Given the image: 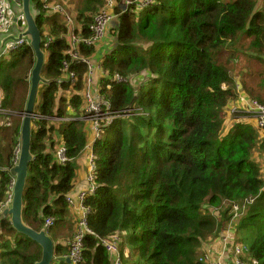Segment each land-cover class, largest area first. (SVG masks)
<instances>
[{
    "label": "trees",
    "instance_id": "trees-1",
    "mask_svg": "<svg viewBox=\"0 0 264 264\" xmlns=\"http://www.w3.org/2000/svg\"><path fill=\"white\" fill-rule=\"evenodd\" d=\"M79 3L85 21L77 26L89 34L94 12L103 5L100 0ZM258 3L156 0L137 18L131 13L118 16L122 18L115 32L118 44L103 66L110 74L145 70L147 80L137 90L113 82L102 93L114 109L137 107L144 114L119 118L94 145L99 186L86 203L93 210L89 227L97 236H86L81 264H113L101 239L115 236L123 238L119 241L123 264H202L201 248L231 228L235 232L230 243L248 246L242 259L264 264V180L254 157L264 150V137L251 124L245 104L237 102L242 92L228 63L236 60L243 41L246 53H264V0L259 8ZM32 5L42 11L41 0H32ZM44 15H37L38 24L43 30L47 22L46 30L55 38L48 47L43 42L47 60L42 74L56 82L43 92L44 119L33 135L35 159L24 194V219L36 230L43 228L48 216L56 217V225L66 218V195L84 186L78 185L80 154L91 138L88 123L79 118L85 107L83 94L67 96L84 88L86 67L73 63L69 68L79 73L77 86L57 83L63 77V62L70 61L68 28L55 16ZM113 37L108 33L106 40ZM226 47H233L228 48L227 62L220 59ZM81 51L95 58L94 48ZM9 56L0 63V92L5 108L18 109L29 88L35 53L27 44ZM246 59L250 61L251 55ZM243 83L246 96L256 98L245 79ZM233 102L239 104L234 105L238 110L231 109ZM64 117L73 118L60 121ZM20 130L19 117L0 124V163L5 168L0 171V205L12 182L9 169L16 163L13 151L20 145ZM61 142L72 158L64 166L57 164L53 153ZM0 227L4 249L0 264H35L40 259V246L18 233L9 217H3ZM33 245L38 248L32 250ZM55 253L58 264H68L61 242L55 241ZM134 253L139 255L135 261Z\"/></svg>",
    "mask_w": 264,
    "mask_h": 264
},
{
    "label": "built area",
    "instance_id": "built-area-1",
    "mask_svg": "<svg viewBox=\"0 0 264 264\" xmlns=\"http://www.w3.org/2000/svg\"><path fill=\"white\" fill-rule=\"evenodd\" d=\"M17 8L22 7V0H12ZM102 8L94 14L93 22L89 25V34L85 32H79L76 30L78 26L75 23L74 16L62 5L57 3L56 0H41L42 11L38 8V13L44 12L46 17L59 16L61 21L67 24L69 32L67 34V40L69 49L66 54L70 57V61L63 62V77L57 80L58 84L69 82L72 86H77L80 82L79 73L70 70L69 68L73 63L82 69L86 67V71L82 77V83L84 84L83 97L85 100V107L81 119L88 123L91 138L87 142L86 146L81 152V156L85 158L87 175L84 179V186L75 189L73 192L66 195V202L68 207L77 214L78 225L73 238L69 243L68 254L66 258L71 259V264H81L83 260V250L85 246V238L89 234L94 232L89 227V219L93 212L92 207L86 203L89 196L93 195L99 186L96 181L97 178V164L96 154L94 151V145L99 140L106 127L112 126L116 120L122 118L128 113L130 108L114 109L113 102L102 93V90L111 89L113 82L130 84L132 86H138L146 81L144 72L137 77L130 78L122 75L120 72L113 74L108 73L101 59L92 58L90 55L82 53L83 47L96 48L99 44L106 40L110 25L120 14L126 11L139 12L150 7L156 2V0H102ZM119 3H123L125 7H122L119 12H115V8ZM12 5L10 0H0V38L3 35L9 33V23L13 17ZM54 36L48 34L44 39V45L46 47L54 41ZM29 44L27 38H21L19 40H11L7 42L0 50V57H7L9 54L19 50L22 46ZM94 86V91L92 90ZM79 91L71 92L68 98H73ZM132 110V109H130ZM247 112V116L254 119L257 127L260 130H264V103L257 99L249 100L248 104L243 108ZM7 115V109L2 102V94L0 92V120L3 116ZM72 117L61 118L60 121H68ZM44 119L42 112L37 111L33 117V127L35 130L40 128L39 122ZM59 121V120H57ZM20 153V145H19ZM56 162L59 165H66L72 161V158L68 155V147L64 142L59 143L54 150ZM19 155L17 156L18 160ZM5 168L0 164V171H4ZM82 184L78 181V185ZM13 185L12 180L9 190L7 191L5 201L0 205V224L3 219V209L11 206L13 199ZM234 211H239L238 204L234 205ZM56 218L48 216L45 219L43 228L50 233V231L56 225ZM235 229H230L225 233L218 244L214 246L215 250L208 248L206 252L201 255L199 260L202 264H248L242 258H246L248 255V246H242L239 244L230 243L231 235H234ZM97 236V235H96ZM100 238V237H99ZM123 239V238H122ZM121 237L115 236L112 240L101 239L105 249L112 257L113 264H123V256L119 241ZM213 251V252H212ZM216 252V254H214ZM57 258V257H56Z\"/></svg>",
    "mask_w": 264,
    "mask_h": 264
},
{
    "label": "water",
    "instance_id": "water-1",
    "mask_svg": "<svg viewBox=\"0 0 264 264\" xmlns=\"http://www.w3.org/2000/svg\"><path fill=\"white\" fill-rule=\"evenodd\" d=\"M32 0H22V7L19 14L22 16L25 29L18 35L8 34L0 39V50L8 40H19L27 38L35 53V63L30 74V87L26 106L23 111L20 130V153L17 163L9 169L14 176L13 199L11 206L3 210L4 217H9L13 228L20 234L27 236L37 243L41 248V257L35 264H57L55 253V241L45 228L36 230L24 219V194L28 187V173L30 163L35 159L32 152V140L35 129L33 127V117L36 113V100L39 87L48 86L55 79L46 78L42 73L46 64V51L43 49L44 36L40 28L37 16L32 8ZM239 85H241L239 83ZM66 262L71 264V259L66 258Z\"/></svg>",
    "mask_w": 264,
    "mask_h": 264
},
{
    "label": "crops",
    "instance_id": "crops-1",
    "mask_svg": "<svg viewBox=\"0 0 264 264\" xmlns=\"http://www.w3.org/2000/svg\"><path fill=\"white\" fill-rule=\"evenodd\" d=\"M81 1L82 0H79L77 2V9L75 8V10H74L75 6L74 7L72 6V8H71L72 11H73V16H74V20H75L76 25L82 24L83 23L82 21H85V18L83 16H80V12H79L80 4H81L79 2H81ZM100 1H101V5H102L103 2H102V0H100ZM11 5L13 7L12 8V11H13V15L12 16L13 17L11 18L12 20L9 23V28H8L9 33H7V34L18 35V33L22 32L24 30L25 25H24L22 17L19 14V8L16 7V5H15V3L13 1L11 2ZM99 10H100V6L98 7L97 12ZM97 12L95 11L94 14L97 13ZM120 19H122V18L120 17V18L114 20L113 21L114 23L112 22V24L110 25L109 33L113 34V36H114L113 39L112 40L103 41L101 44H99L94 49V51H95L94 57L96 59H98V60L101 59V60L105 61V58H106L107 54L111 51V49H113V47L116 45V43L118 44V42H117L118 40H117V36L115 35V32L118 31V29H119ZM57 22H61V19H58ZM76 30H79V29L77 28ZM68 32H69V29H68ZM67 34H66V37H65L66 40H67V37H68ZM9 41H11V40L6 41V43L9 42ZM246 46H247V44L245 42H243V45L239 46V50L237 51V57H236L235 61H236V63L239 62V56H242V55L245 56V60L242 62L243 63V65H242V73H241L240 77H237L236 80H235V76H234V82L236 83V85H237L238 89L240 90V92H242V93H240V98L242 100H240V101L237 100V102L239 104H242V105L245 104L244 106H246L248 104L249 100H251V98H249V96H246L248 92L244 91V85H245L243 83L244 79L246 80L247 88L256 97V98H252V99H257V100H259L261 102L264 101V53L256 54V53L250 52V51H248L246 53L245 52V50H247ZM9 55L6 57L7 60H9V58H10ZM247 55L248 56L251 55V60L250 61H247V59H246ZM46 60H47V53H46ZM33 66H34V64H33ZM32 68H31V70H32ZM77 68H80V67H77ZM31 70H30V73H29V82H30ZM142 73H143V70L140 71V74L135 73V74H128V75H124V76L130 77V78H134V77L140 76ZM248 74H251V76L250 75L248 76ZM253 80H256L257 82L252 83ZM239 83L241 85H239ZM92 90L94 91V86H92ZM79 91H80L79 94L80 93H82V94L84 93L83 86H82V89H80ZM67 112H69L71 114L72 109L69 107ZM249 119H250L251 124L254 125V127L257 128L255 120L252 119V118H249ZM259 130L260 129H258V131ZM259 132L264 137V130H260ZM89 135L91 136V133H89ZM254 157L259 162V164L261 166L262 176H264V150L263 151H259ZM81 160H82V164H81L82 167H80L79 170H78V176H79L78 179L80 178L79 181L81 183H85L84 179L86 178V175H87V169H86V166H85L86 165L85 158L81 157ZM68 211L71 212L69 209H68ZM70 219H71V217L68 215L61 222V228H60L59 233L57 234V236H59V238H58V240L54 239V241L63 242L64 243L65 241L60 240V239L67 238L72 233L73 221H71ZM63 233H64V235H63ZM62 236H64V237H62ZM0 249H2V246H0ZM125 249L128 250V247H125ZM56 261H57V264H58L59 263L58 262L59 261L58 257H57Z\"/></svg>",
    "mask_w": 264,
    "mask_h": 264
},
{
    "label": "rangeland",
    "instance_id": "rangeland-1",
    "mask_svg": "<svg viewBox=\"0 0 264 264\" xmlns=\"http://www.w3.org/2000/svg\"><path fill=\"white\" fill-rule=\"evenodd\" d=\"M11 2H12V0H10ZM79 0H57V3H59V4H62L70 13H71V15L73 16V11H72V6L74 7V10H75V8L77 9V2H78ZM259 1V3H258V5H257V7L259 8L260 7V3H261V1L262 0H258ZM32 8H33V11H34V13L36 14V16L39 14L38 13V10H37V7L35 6V5H33L32 6ZM56 18H58V19H60V17L59 16H55ZM47 25H48V23L46 22L45 23V25L43 26V30H42V32H43V36H44V38H46V35H47V31H46V28H47ZM244 42V41H243ZM228 48H233V47H226V51H224L223 53H222V55L220 56V59H221V61H225V62H227V60L229 59V58H231L230 57V52L228 51ZM245 60V56H239V62H237L236 63V61H229L228 63H230V65H229V67H230V69H231V71H232V73L234 74V76H235V80H236V78L237 77H240V75H241V73H242V65H243V61ZM6 61H7V58L5 57V56H1L0 57V63H3V64H5L6 63ZM232 62V63H231ZM143 72H144V70H143ZM234 78V77H233ZM254 82H257L256 80H253L252 81V83H254ZM225 86V85H224ZM29 87H30V82H29ZM46 89V86H43V87H39V89H38V94H37V100H36V112L37 111H39L40 110V107H41V105H42V96H43V92H44V90ZM28 92H29V88H28V91H27V94H26V97H24L23 99H22V104H21V106H20V108H18V109H12V108H9V109H7V114H9V115H11V116H8V115H5V116H3V118L0 120V124H2V125H4V124H7V122H10V119H11V117H13V118H15V117H19L20 119H21V123H22V117H23V111H24V108H25V106H26V102H27V97H28ZM238 100L240 101V100H242L241 98H240V96L238 97ZM234 105H239L238 103H236V102H233V106H231V109H236V110H238L237 109V107H235ZM137 108V107H136ZM134 112V110H128V113H133ZM71 114L73 115V112H71ZM75 114V113H74ZM134 114H137V115H142V114H144V112L143 111H141V110H139V111H137L136 113H134ZM234 115V114H233ZM73 118V117H72ZM80 119H81V117H79ZM225 131H227V128H225V130H224V132ZM1 142H2V144L3 143H5V140H4V138H3V136H2V138H1ZM259 151H256L254 154L256 155L257 153H258ZM19 155V144H17L15 147H14V151H13V161L14 162H17V156ZM81 156V155H80ZM14 179V177L12 178V180ZM79 181V180H78ZM68 206V205H67ZM68 209L71 211V212H69L68 211ZM68 209H67V216L69 215L70 217H71V221H73V230H72V233L67 237V238H62V239H60V240H63V241H65L64 243L63 242H61L62 244H63V246H65V248H66V253L64 254V255H67L68 254V251H69V243H70V241H71V239L73 238V236H74V234H75V231H76V229H77V225H78V218H77V214L73 211V210H71L69 207H68ZM66 216V217H67ZM53 217H55V216H53ZM56 218V217H55ZM57 220V219H56ZM234 226V225H233ZM60 228H61V223H58L56 226H54V228L50 231V236L53 238V240L55 239V240H58V238H59V236H57V234L59 233V231H60ZM232 229V228H231ZM63 235H64V233H63ZM62 237H64V236H62ZM219 236L218 237H216V238H214L215 240L214 241H212V242H206V245L205 246H203L202 248H201V250L198 252V258H199V260H200V258H201V255H203L205 252H206V249H208V248H210L213 244H215L216 242L218 243V241H219ZM11 240L12 241H14V237H12L11 238ZM25 240V239H24ZM216 243V244H217ZM215 244V245H216ZM33 248H32V250L34 249V248H36L37 247V245H33L32 246ZM38 248V247H37ZM128 251L130 252V249H129V247H128ZM128 252V253H129ZM137 257H139V255L137 254V253H134V255H133V259H134V261H135V259H137ZM1 262V261H0Z\"/></svg>",
    "mask_w": 264,
    "mask_h": 264
},
{
    "label": "clouds",
    "instance_id": "clouds-1",
    "mask_svg": "<svg viewBox=\"0 0 264 264\" xmlns=\"http://www.w3.org/2000/svg\"><path fill=\"white\" fill-rule=\"evenodd\" d=\"M103 4V3H102ZM153 5V4H152ZM122 7H125V5L123 4V3H119L118 4V6L116 7L117 9H118V11L117 12H119V10H121V8ZM147 9V8H146ZM145 10V9H144ZM144 10H141V11H139V12H133V11H131V10H129V11H126L125 13L127 14V13H131V15H133V16H136V18L137 17H139L140 16V14L144 11ZM125 13H123V14H120L119 16H122V15H124ZM39 14H41L42 15V13H39ZM21 16V15H20ZM22 17V16H21ZM118 18V17H117ZM23 19V18H22ZM47 19H49V17H47ZM23 22H24V20H23ZM24 25H25V23H24ZM24 29H25V27H24ZM47 31V30H46ZM8 35V34H7ZM3 36H5V35H3ZM1 39V38H0ZM45 39V38H44ZM29 41V40H28ZM29 45H30V42H29ZM118 72V71H117ZM144 72H145V70H144ZM147 80V79H146ZM146 84V81L144 82V83H142V84H140V85H138V86H132V85H130V84H127V85H129V86H131V87H133L135 90H137V89H139L140 87H142V86H144ZM135 94H137V92H134ZM259 101V100H258ZM261 102V101H260ZM264 103V102H263ZM128 108H130V109H132V110H136V109H138V110H142V108L140 109V108H131V107H128ZM137 112V111H136ZM135 111L133 112V113H131V114H129V115H133L134 113H136ZM129 115H126V116H129ZM126 116H124V117H126ZM117 121V120H116ZM19 158V157H18ZM17 163V162H16ZM15 163V164H16ZM1 164V163H0ZM2 166V165H1ZM3 167V166H2ZM13 176V175H12ZM14 177V176H13ZM14 181H15V178L13 179ZM263 180H264V176H263ZM9 208V207H8ZM4 210V209H3ZM2 213H3V211H2ZM3 217H4V215H3ZM2 233V230H1V227H0V234ZM0 242H1V238H0ZM2 250H4L3 248L2 249H0V251H2ZM66 260V259H65Z\"/></svg>",
    "mask_w": 264,
    "mask_h": 264
},
{
    "label": "bare ground",
    "instance_id": "bare-ground-1",
    "mask_svg": "<svg viewBox=\"0 0 264 264\" xmlns=\"http://www.w3.org/2000/svg\"><path fill=\"white\" fill-rule=\"evenodd\" d=\"M48 114V113H47Z\"/></svg>",
    "mask_w": 264,
    "mask_h": 264
}]
</instances>
